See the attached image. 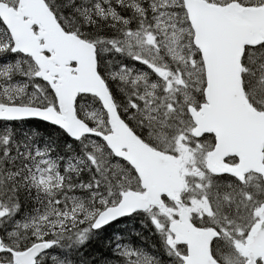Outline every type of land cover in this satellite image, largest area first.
I'll return each mask as SVG.
<instances>
[{
  "label": "snow or ice",
  "instance_id": "snow-or-ice-1",
  "mask_svg": "<svg viewBox=\"0 0 264 264\" xmlns=\"http://www.w3.org/2000/svg\"><path fill=\"white\" fill-rule=\"evenodd\" d=\"M0 264H264V0H0Z\"/></svg>",
  "mask_w": 264,
  "mask_h": 264
}]
</instances>
